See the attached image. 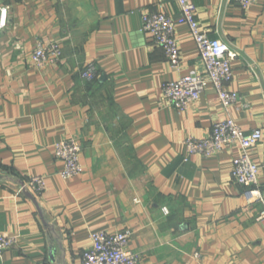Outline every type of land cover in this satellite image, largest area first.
Here are the masks:
<instances>
[{"label":"crops","instance_id":"0c3cea01","mask_svg":"<svg viewBox=\"0 0 264 264\" xmlns=\"http://www.w3.org/2000/svg\"><path fill=\"white\" fill-rule=\"evenodd\" d=\"M0 234L16 245L0 264H82L94 232L129 231L139 264H264V0L248 11L232 0H193L212 39L237 58L226 111L209 86L185 111L164 86L205 73L189 28L176 29L174 69L143 31V14L179 8L169 0H0ZM38 42L60 44L57 65L38 70ZM95 69L88 81L81 74ZM232 118L263 140L250 151L262 201L248 202L233 179L238 146L187 158L185 142L210 137ZM82 146L80 176L64 181L56 145ZM42 177L40 192L29 183ZM31 197H30V196Z\"/></svg>","mask_w":264,"mask_h":264},{"label":"built area","instance_id":"2783aa9c","mask_svg":"<svg viewBox=\"0 0 264 264\" xmlns=\"http://www.w3.org/2000/svg\"><path fill=\"white\" fill-rule=\"evenodd\" d=\"M175 3L180 18L174 20L165 10L148 11L143 14V31L152 37L154 44L163 49L168 62L174 69L182 63L179 39L176 29L180 25L189 28L191 38L195 41L200 58L205 65V73H190L164 86V97L168 104L179 111H185L197 102L209 86L218 95L221 106L228 111L236 107L241 97L237 91L228 88L233 78V62L237 54L231 46L220 39H212L203 29L198 19V10L193 0H169ZM242 10L248 11L258 0H232ZM9 8L0 2V37L8 25ZM62 58V49L56 42H38L32 54V63L38 70L57 65ZM82 78L93 81L95 69L88 68ZM263 140L260 129L246 132L232 118L217 122L210 137L205 139L190 138L185 142L187 158L194 155L211 157L225 148L238 146L240 155L233 161L232 176L234 181L244 189L248 202L262 201V195L256 188L259 184L260 166L254 162L250 151ZM82 146L76 139H68L56 145L55 156L63 163L61 177L70 181L83 172L80 162ZM29 185L40 192L44 189L42 177L33 178ZM264 228V213L260 218ZM131 233L120 231L94 232L91 235L92 248L83 254L82 264H139V256L129 249ZM17 243L15 237L0 234V257Z\"/></svg>","mask_w":264,"mask_h":264},{"label":"water","instance_id":"95a60500","mask_svg":"<svg viewBox=\"0 0 264 264\" xmlns=\"http://www.w3.org/2000/svg\"><path fill=\"white\" fill-rule=\"evenodd\" d=\"M30 196V195H29ZM31 197V196H30Z\"/></svg>","mask_w":264,"mask_h":264}]
</instances>
